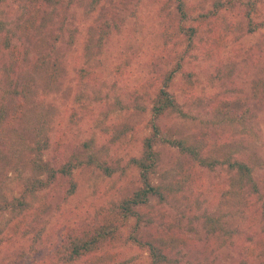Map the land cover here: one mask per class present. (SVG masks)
Returning a JSON list of instances; mask_svg holds the SVG:
<instances>
[{
  "label": "rangeland",
  "instance_id": "obj_1",
  "mask_svg": "<svg viewBox=\"0 0 264 264\" xmlns=\"http://www.w3.org/2000/svg\"><path fill=\"white\" fill-rule=\"evenodd\" d=\"M87 1L73 0L70 14L74 18L65 24L74 30L71 40L65 30L60 33L59 24L38 18L37 36H61L56 44L59 53L50 58H58L62 65L59 90L44 97V106L39 107L43 111L50 107L52 119L49 147L43 154L45 161L57 167L76 146L88 142L90 150L106 162L112 174L74 172L77 191L72 195H68L67 179L60 177L38 190L31 205L44 213L35 223L42 230L43 242L47 237L55 238L86 224L141 186L139 171L130 160L142 154L143 141L152 136L153 124L160 130L159 136L184 139L200 151L198 158H194L156 137L153 151L157 163L150 182L160 188L161 196H151L138 209L136 238L177 235L180 240L174 243L175 249L166 264H242L240 254L244 246H254L264 238V217L259 213L264 198L247 189H232L230 178L234 171L226 162L239 161L250 167L261 191L264 0H185L191 19L202 13L213 15L200 25L191 20L186 23L197 28L194 47L188 53L187 41L182 36L168 41L160 35L168 20H164L168 10L177 14L171 0H127L119 33L105 42L98 60L86 62L83 46L87 28L98 18L97 13L86 14ZM166 2L168 9L162 13L161 6ZM218 2L223 8L215 9ZM250 3H255L254 9ZM32 6L31 0H0V22L18 32L26 24ZM214 32L216 53L209 56L205 50L213 47ZM19 35L13 44L20 49V58L28 60L20 63V70L26 74L33 71V60L48 49L37 45V36ZM1 40L0 89L14 78L12 69L10 74L6 72L11 64V50L6 55ZM87 65L94 71V81L79 79V69ZM171 71L174 74L168 92L176 98L181 112L167 110L154 118L152 102L163 78ZM36 76L40 78L41 74ZM209 96L216 101L245 102L253 116L243 126L224 123L211 113L209 105L194 102ZM17 175L10 173L1 184L3 195L19 196ZM23 215L0 214V264H38L43 257L40 244L32 246L33 234L23 238L11 235L15 224L26 225ZM216 218L224 229L235 233L231 239L223 233L216 235V226L210 222H216ZM135 222L131 218L122 229L126 235ZM107 254L105 264H150L147 250L127 236Z\"/></svg>",
  "mask_w": 264,
  "mask_h": 264
},
{
  "label": "trees",
  "instance_id": "obj_2",
  "mask_svg": "<svg viewBox=\"0 0 264 264\" xmlns=\"http://www.w3.org/2000/svg\"><path fill=\"white\" fill-rule=\"evenodd\" d=\"M34 3L29 13L26 24L17 31L8 29L0 22V38L3 51L11 50L9 68L7 74L14 73V78L8 82L7 87L0 89V187L10 173L16 172L18 175L17 185L19 196L7 197L3 195L0 188V214L10 213L23 215V227L15 224L11 235L17 238V235L26 237L33 234L32 246L40 244L43 257L38 264H105L107 252L110 248L128 239L136 242L141 248L148 252L150 264H166L169 262V254L175 249L174 243L179 242L180 238L175 234L168 236H156L150 234L145 238H136L138 229V209L145 206L151 196H161L160 188L151 184L150 175L155 172L157 157L153 151L156 137L161 142H166L180 150L187 152L194 158H198L199 151L195 145H189L184 139H171L168 136H159L160 130L152 124V136L143 141V151L138 158H131L130 163L139 171V181L141 186L129 191L118 201L113 202L111 206L104 211L96 214L90 221L84 225H78L70 229L65 234L58 237L44 239L41 237L42 230L37 229L35 225L42 215V210L32 209L31 199L38 190H43L51 183L55 182L57 177L67 179L69 190L68 195L77 191V184L73 180V173L77 171L86 172L92 175L96 171L110 176L112 170L101 162L99 157L90 150L88 142H83L73 149V152L54 167L50 162L45 161L44 151L49 147V130L51 119V108L46 111L41 108L44 106L43 98L55 94L59 90L60 73L62 74V65L58 58L50 61L52 56L57 57L59 53L56 48L57 42L61 39L59 34L37 36L40 34L39 16L46 21L59 24V31H66L71 40L74 30L65 26L68 19H73L70 11L73 7V0H31ZM141 0H137L139 3ZM177 10V14L167 12L161 29V37L168 41L183 37L186 42V52L188 53L194 47V38L197 28L193 25L187 26L190 20L199 25L213 17L209 13H202L195 19H191L186 9L185 0H171ZM86 14L97 13L98 18L87 28L86 39L84 42V59L86 62L98 60L102 53L105 42L114 34H118L120 26L124 19L127 0H88L86 3ZM218 9L223 8V4H215ZM252 9L255 3H250ZM168 9V3L161 6L162 13ZM40 17V18H41ZM214 26V24H212ZM22 33L24 38L36 37L37 45L46 53L42 56H34L36 59L30 64L33 71L24 73L20 63L28 62L26 57L20 58V49L13 44L20 38ZM1 35H3L1 37ZM213 47L207 48L205 52L210 56L216 53V32H214ZM71 43V42H70ZM13 44V45H12ZM12 45V46H11ZM1 53H3L1 51ZM7 55V52H6ZM5 69V67H2ZM1 69V68H0ZM0 71H3L2 69ZM10 71V72H9ZM40 73L38 78L36 73ZM168 73L157 89L155 99L152 102L151 112L154 118L161 116L165 111L180 113L176 98L168 92L174 73ZM16 73V74H15ZM94 71L87 65L86 68L79 69L80 81H94ZM193 97V95H191ZM195 103L200 106L212 109V114L219 117L222 122L230 125H242L250 120L253 114L246 106L245 102L230 103L216 101L213 97L196 98ZM210 103V104H209ZM34 104V106H33ZM51 106V104H49ZM41 107V108H39ZM126 130H123L125 133ZM82 148V150H79ZM218 161L216 160V165ZM233 174L230 182L232 189H247L251 193L260 195L264 198V184L260 189L252 176L251 168L245 163L234 161L226 162ZM212 166L211 164H209ZM19 171H25L26 176H19ZM262 194V195H261ZM259 213L264 217V200ZM28 218V220H27ZM131 218H135V225L131 227L127 235L122 230L127 226ZM210 222L216 226V235L218 233L232 238L233 231L224 229L216 218ZM211 232H215L212 223ZM21 232V233H20ZM20 233V234H19ZM235 234V233H234ZM170 235V236H169ZM13 238V239H14ZM264 238L256 245L244 246L240 254L242 264H264ZM263 250V252H262Z\"/></svg>",
  "mask_w": 264,
  "mask_h": 264
}]
</instances>
